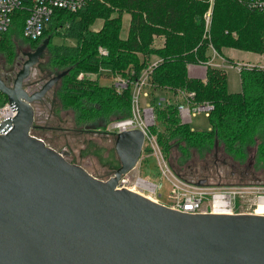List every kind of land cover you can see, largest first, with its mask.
Here are the masks:
<instances>
[{
	"label": "trees",
	"instance_id": "1",
	"mask_svg": "<svg viewBox=\"0 0 264 264\" xmlns=\"http://www.w3.org/2000/svg\"><path fill=\"white\" fill-rule=\"evenodd\" d=\"M207 3L95 0L76 13L58 11L44 38H50L48 69L68 72L61 80L57 108L72 113L74 128L64 129L65 144L81 143L83 136H90L92 140L82 153L86 156L95 148V140H106L111 143L110 150L102 148L110 154L107 165L117 168L119 164L113 161L115 136L106 131L107 125L132 116L133 83L156 62L145 87L156 117L151 130L179 176L189 179L180 169L177 151L189 157L191 150L202 153L217 144H223L225 152L241 162L246 151L256 146L258 163L264 166V69L242 68L241 91L233 94L228 91L225 71L209 66L213 50L220 56L224 48L264 54V13L250 10L237 0H216L211 30L206 34L203 16ZM125 14L130 15V24L123 37ZM98 22L101 25L95 28ZM57 37L73 44H55L53 39ZM157 39H161V45H156ZM23 40L22 26L17 24L10 33L0 36V55L13 58ZM100 48L108 54L101 56ZM189 65H207L205 80L190 78ZM115 77L128 80V87L118 91L114 83L100 84L101 79ZM156 91H171L175 96H180L179 92L194 93L192 104H212V129L193 131L181 122L180 102L157 101ZM32 134L39 137L36 132Z\"/></svg>",
	"mask_w": 264,
	"mask_h": 264
},
{
	"label": "water",
	"instance_id": "2",
	"mask_svg": "<svg viewBox=\"0 0 264 264\" xmlns=\"http://www.w3.org/2000/svg\"><path fill=\"white\" fill-rule=\"evenodd\" d=\"M49 44L28 55L12 88L0 76L16 112L0 126V264H264V215L188 214L119 189L142 158V131L115 135L120 166L105 181L32 134L34 105L68 74L24 90Z\"/></svg>",
	"mask_w": 264,
	"mask_h": 264
},
{
	"label": "built area",
	"instance_id": "3",
	"mask_svg": "<svg viewBox=\"0 0 264 264\" xmlns=\"http://www.w3.org/2000/svg\"><path fill=\"white\" fill-rule=\"evenodd\" d=\"M93 1L95 0H0V36L7 35L17 24H20L22 26V37L25 40L33 42L41 40L58 11L76 13ZM215 1L207 0L208 8L203 16L206 34L211 30ZM237 1L250 10L264 13V0ZM99 53L101 56L108 54L104 48H100ZM213 53L218 56L215 50H213ZM156 65V62L153 63L143 72L140 79L133 83L132 116L110 122L106 131L114 136L123 131H142L145 137L143 154H147V159L153 156L156 158L157 171L155 174L159 178V183L151 181L149 176L143 178L140 172L131 177V173L137 169L136 167L122 177L119 182V189L126 188L155 203L188 214L235 215L255 213L259 204L264 203V185H199L197 182L179 176L172 169L158 143L157 136L151 130L156 126L154 108L151 105L146 108L140 106V97L142 94L146 95L143 91L147 87L153 67ZM259 67L264 69V64ZM242 68H239V72ZM82 77L81 74L79 78ZM114 84L117 90L121 91L128 87L129 81L119 77ZM180 93L184 99V103L180 104L179 107V116L182 123L191 122V116L194 112H204L209 116L214 109V106L210 103L192 104L194 93ZM2 96L3 94L0 92V126L5 120L12 119L16 115L8 101L4 100ZM138 165L140 166L141 163ZM163 182L167 188V202L165 203L160 200L162 194L159 193L163 189Z\"/></svg>",
	"mask_w": 264,
	"mask_h": 264
},
{
	"label": "rangeland",
	"instance_id": "4",
	"mask_svg": "<svg viewBox=\"0 0 264 264\" xmlns=\"http://www.w3.org/2000/svg\"><path fill=\"white\" fill-rule=\"evenodd\" d=\"M129 24H130V15L125 14L123 16L122 31H121V35L123 37H125L128 33ZM100 25L101 22H98L95 28H98ZM53 43L73 44V41L63 40L57 37L53 39ZM161 44H162L161 39H157L156 45L158 46ZM18 45L21 46V42ZM211 54H212V58H215L217 61H221V58L219 56L215 55L213 52ZM2 56L3 55H0V60ZM222 57L229 59L231 63H233V61L235 62L234 65L227 63L226 64L227 67L224 69L227 78L228 91L229 93H233V94L241 91L240 73L237 68H234V66L240 65V68L241 67L244 68L253 65L262 66L264 64V59H263L264 54H255V53L240 51L233 48H224L222 51ZM42 58L44 59V62L41 64V66L44 70L47 71L46 75L52 77L61 72L59 70L48 69L50 64L49 51H46ZM153 60H155V58ZM248 62L251 64L247 65ZM243 65H247V66H243ZM50 77L47 76V78ZM117 78L115 77V79L114 78L101 79L100 84L110 86L115 82ZM60 89H61V81L57 83L53 89V109H52L51 120L47 121L48 122L46 124L47 128L44 131L36 132V133L40 138H42L47 143L48 146H51L58 151L61 150L67 151V153L71 155V159L68 158V160L72 163H78L80 165H83L87 163L88 162L87 160L90 158V160L92 161H90L89 163L93 164V168L91 171L94 173L95 177L104 181L108 180L111 176H113L114 172L120 166L119 159L115 152V147L113 153L114 154L113 161L119 165L115 169L113 167L116 166L110 167L107 165L108 157L110 154H108L107 151L102 148H106L107 150H110L111 149L110 142H107L106 140L105 141L95 140V144H93L95 145V148H92L90 155H86V156H83L82 153L89 145L88 143L90 142V140H92L90 136L87 135L83 136L81 143H78V141H73L71 144L61 143V138L65 139L64 137L66 136L64 132H67V130L64 129L66 128L72 129L74 128V126L72 123V113H68V111L58 110L61 103L60 99L58 98V93ZM143 93H145L146 95L145 96L144 94L141 95L140 106L142 108H146L147 106H150V96H149L150 93L147 90H144ZM177 96H175L174 93L171 91H156L155 93V97L157 101H168L171 103H175L176 101H179L180 104H183L184 102L182 101V99L181 98L179 99ZM187 124L193 131H210L212 129L209 116L204 112H194L191 116V122ZM57 140H59V142H57ZM113 146H115V144ZM246 153L247 154L245 160L241 162L239 160H236V158H234L233 155H230L227 152H225L223 144H217L215 148L213 147L211 149L205 150L202 153L195 149L191 150L189 157H185L182 155L181 152L177 151L175 153V157L177 158V162L179 164L181 163L180 169L183 171V174H185L187 178H189L186 173L188 169L199 171V168H205L208 166H214L215 168L220 166L224 169H228V168L230 169L232 168L233 164L237 165L243 170L252 169L257 173L264 172V166L259 164L257 160L256 146L250 147L248 151H246ZM140 163L141 165L140 166L138 165L139 167L137 166V169L133 173H131V177H133L135 174L140 172L143 178H147L149 176L151 181L155 183H159V178L156 177L155 174L157 171L156 158L153 156L147 160V154H143L139 164ZM231 182H239V180H234ZM159 193L162 194L160 200L163 203L167 202L166 199L167 188L165 187L164 182H163V189H161Z\"/></svg>",
	"mask_w": 264,
	"mask_h": 264
},
{
	"label": "flooded vegetation",
	"instance_id": "5",
	"mask_svg": "<svg viewBox=\"0 0 264 264\" xmlns=\"http://www.w3.org/2000/svg\"><path fill=\"white\" fill-rule=\"evenodd\" d=\"M46 39L48 38H42L38 43H31L27 40H23L21 42V46L17 47L15 56L13 58L2 56L0 60V76L7 87H13L19 74L24 70L26 62L29 60L28 55L34 53ZM46 51H48V47L39 57V61L30 69V72L26 75V77L23 78V88L31 96L38 94L42 86L48 80L54 77L53 76L47 78V71L44 70L41 66V64L44 62V59L42 57ZM53 89L50 90L40 102L34 105L37 116L35 117L32 132L44 131L47 128V121L51 120L53 109ZM2 97L5 98V96ZM67 139H69V136L67 137ZM68 141L70 142V139ZM57 142H59V140H57ZM65 142V139L61 138V143L65 144ZM67 154V159H71V155L69 153ZM87 161L88 162L83 165H87L88 171L94 175V173L91 171L93 168V164L89 163L92 160H90L89 158ZM186 173L189 177V180L193 182L204 180L205 184L264 185V172L257 173L252 169L243 170L235 164H233L232 168L230 169H224L220 166H218L217 168H215L214 166H208L205 168H199V171L188 169ZM234 180H239V182H231Z\"/></svg>",
	"mask_w": 264,
	"mask_h": 264
},
{
	"label": "crops",
	"instance_id": "6",
	"mask_svg": "<svg viewBox=\"0 0 264 264\" xmlns=\"http://www.w3.org/2000/svg\"><path fill=\"white\" fill-rule=\"evenodd\" d=\"M218 56L221 58L222 63H221V61H217L215 58H212L210 63H209V66L221 68L224 70L227 67L226 66L227 63H230L232 65L235 64L234 61H233V63H231L229 59H226L225 57H222L219 54H218ZM249 64H251V63L248 62L247 65H249ZM247 65H243V66H247ZM207 67H208L207 65H189L188 66V76L190 78L205 80L206 75H207ZM234 68H237L239 71L240 65L234 66ZM177 97L179 99L181 98L182 101L184 102V99L181 95L177 96Z\"/></svg>",
	"mask_w": 264,
	"mask_h": 264
},
{
	"label": "bare ground",
	"instance_id": "7",
	"mask_svg": "<svg viewBox=\"0 0 264 264\" xmlns=\"http://www.w3.org/2000/svg\"><path fill=\"white\" fill-rule=\"evenodd\" d=\"M255 213L260 214V215H264V203L259 204V207Z\"/></svg>",
	"mask_w": 264,
	"mask_h": 264
}]
</instances>
